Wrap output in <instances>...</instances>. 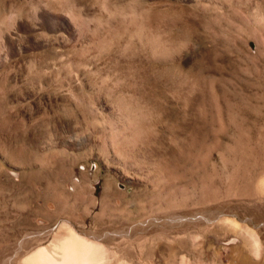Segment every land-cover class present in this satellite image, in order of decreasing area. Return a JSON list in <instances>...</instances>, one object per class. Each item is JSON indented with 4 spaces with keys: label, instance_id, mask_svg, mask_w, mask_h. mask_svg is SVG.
<instances>
[{
    "label": "rangeland",
    "instance_id": "374dc122",
    "mask_svg": "<svg viewBox=\"0 0 264 264\" xmlns=\"http://www.w3.org/2000/svg\"><path fill=\"white\" fill-rule=\"evenodd\" d=\"M263 104L264 0H0V236L264 264V195H242L215 143Z\"/></svg>",
    "mask_w": 264,
    "mask_h": 264
},
{
    "label": "bare ground",
    "instance_id": "6f19581e",
    "mask_svg": "<svg viewBox=\"0 0 264 264\" xmlns=\"http://www.w3.org/2000/svg\"><path fill=\"white\" fill-rule=\"evenodd\" d=\"M157 45V44H156ZM171 79V78H170ZM225 95V94H224ZM223 95V96H224ZM263 95V94H262ZM226 97V96H225ZM261 98V97H260ZM244 99V98H243ZM256 99V98H255ZM230 101V100H229ZM228 101V102H229ZM253 101V100H252ZM231 102V101H230ZM229 102V103H230ZM238 102V101H237ZM250 102V101H248ZM228 105V103H226ZM236 104V103H235ZM247 104V103H246ZM253 104V103H251ZM260 104V103H259ZM230 106V104L228 105ZM236 106V105H235ZM239 106V105H238ZM262 109L264 110V104L262 105ZM225 107V106H224ZM232 107V106H231ZM249 107V106H248ZM220 108V107H219ZM219 108H216L219 109ZM239 108V107H238ZM242 108V107H241ZM240 108V110H241ZM231 109V108H230ZM234 109V105L233 108ZM231 109V110H232ZM225 111V109H223ZM235 110V109H234ZM245 110V109H244ZM249 110V109H248ZM262 110V112H263ZM220 112V110H217V112ZM229 112V111H228ZM235 112V111H234ZM233 112V113H234ZM248 112V111H245ZM244 112V114H245ZM255 116L254 119L251 117V119H248L247 116L242 115L239 113V118H232L231 116L229 121V129L233 133V137L228 139V143L226 144L223 142L222 135L224 134V127H220L219 131L221 134V141L218 142L219 148L221 150L220 159L224 162V164L229 163V158H225L224 153H228L231 156V162L229 171L230 176L236 177V176H242V195H264V141L262 144H256V138L255 135L258 134H264V120L259 115V109L255 108L254 111ZM261 112V113H262ZM221 113V112H220ZM218 113V114H220ZM230 113V112H229ZM232 113V114H233ZM219 116V115H218ZM219 118V117H218ZM216 119V117H215ZM213 120V119H212ZM220 121V120H219ZM209 122V120H208ZM216 122V121H215ZM213 120V123H215ZM217 123V122H216ZM218 124V123H217ZM228 124V123H227ZM207 125V123H206ZM205 125V126H206ZM216 124H214L215 126ZM212 126V125H211ZM206 128V127H205ZM213 128V126H212ZM214 130V128H213ZM226 130V129H225ZM209 131V130H208ZM215 132V133H216ZM226 132V131H225ZM206 133V132H205ZM204 133V134H205ZM209 133V132H208ZM172 134V133H171ZM214 134V133H213ZM225 135V134H224ZM229 135V134H228ZM210 136V135H209ZM213 136V135H212ZM216 136V134H214ZM206 137V136H205ZM208 137V136H207ZM260 137V136H259ZM179 138V137H178ZM264 138V137H263ZM175 139V138H174ZM205 139V138H203ZM202 139V140H203ZM215 139V138H214ZM186 140V139H185ZM188 140V139H187ZM207 139H205L206 141ZM218 140V139H217ZM194 144L196 140H194ZM198 142V140H197ZM196 142V143H197ZM201 142V140L199 141ZM260 142V140H259ZM202 143V142H201ZM206 144V143H205ZM197 145H200L197 143ZM196 145V146H197ZM203 145V144H202ZM176 146V145H175ZM182 146V145H181ZM184 147V145L182 146ZM186 147V146H185ZM189 147V145L187 146ZM204 148V146H202ZM208 147V144H207ZM205 145V150L209 149ZM210 147V145H209ZM217 147V144H216ZM217 147V148H218ZM193 148V146H192ZM191 148V149H192ZM198 148V147H197ZM201 148V150L203 149ZM177 149V148H176ZM190 149V148H189ZM196 149V148H195ZM211 149V148H210ZM213 149V148H212ZM175 150V149H174ZM178 150V149H177ZM188 150V149H187ZM191 151V150H190ZM195 151V150H194ZM197 151V150H196ZM209 151V150H208ZM211 151V150H210ZM187 152V151H186ZM201 152V151H200ZM203 152V150H202ZM201 152V153H202ZM219 152V151H218ZM189 153V150H188ZM191 153H193L191 151ZM190 153V155H191ZM197 153V152H196ZM209 153V152H208ZM206 153V154H208ZM186 154V153H185ZM194 154V153H193ZM200 154V153H199ZM197 155V154H196ZM203 155V154H202ZM180 156V155H179ZM205 156V155H203ZM208 156V155H207ZM198 157V156H197ZM204 159V157L202 159ZM179 159V158H178ZM198 159V158H197ZM204 160L207 163V158ZM175 160V159H174ZM250 160H253L252 164L248 167V163ZM211 161V160H210ZM172 162V161H171ZM196 162V161H195ZM203 162V160L201 161ZM173 163V162H172ZM171 163V164H172ZM174 163H177L176 161ZM193 163V161H192ZM204 163V162H203ZM212 163V162H211ZM214 163V162H213ZM218 163V162H217ZM236 163V166H235ZM211 165L210 163H208ZM207 164V166H208ZM228 164V165H229ZM173 165V164H172ZM200 165V164H199ZM202 165V164H201ZM204 165V164H203ZM206 165V164H205ZM177 166V165H176ZM198 166V165H197ZM218 166V165H217ZM221 167V166H220ZM194 168V167H192ZM202 168V167H197ZM205 168V166H204ZM214 169V167H212ZM228 168V167H227ZM203 169V168H202ZM206 169V168H205ZM212 169V170H213ZM170 170V169H169ZM168 170V171H169ZM176 170V169H175ZM184 170V169H183ZM198 171V170H197ZM200 171V170H199ZM198 171V172H199ZM202 171V170H201ZM200 171V172H201ZM207 172V170H205ZM218 171V170H217ZM220 171V170H219ZM228 171V169H227ZM171 172V171H170ZM199 172V173H200ZM205 172V173H206ZM209 172V171H208ZM211 173V172H210ZM198 174V173H197ZM224 174V172H223ZM199 175V174H198ZM205 175V174H204ZM203 175V176H204ZM208 175V174H207ZM212 176L216 173L214 170L212 171ZM201 176V178H203ZM200 177V176H199ZM211 177V176H210ZM205 178V177H204ZM208 178V177H206ZM221 178V177H220ZM199 179V178H198ZM217 179V178H216ZM237 179V178H236ZM207 180V179H206ZM211 180V178H210ZM221 180V179H220ZM204 181V180H203ZM209 181V180H207ZM216 181V180H215ZM197 182V181H196ZM202 182V180H201ZM222 182V181H221ZM214 184V183H213ZM216 184V183H215ZM214 184V185H215ZM219 184V183H218ZM217 184V185H218ZM223 184V183H222ZM204 185V184H203ZM207 186V185H206ZM210 186H213L210 184ZM232 186V185H231ZM201 188V187H200ZM206 189V188H205ZM208 189V187H207ZM223 189V188H222ZM221 194V193H219ZM222 195H224L222 193ZM163 196V195H162ZM173 196V195H170ZM207 196V195H205ZM146 197V195H145ZM148 197V196H147ZM146 197V198H147ZM153 197V196H151ZM257 197V196H256ZM141 198V197H140ZM204 198V197H203ZM209 198V197H206ZM217 198V195H216ZM248 198V197H247ZM253 198V197H252ZM145 199V198H144ZM143 199V200H144ZM152 199V198H151ZM191 199V198H190ZM201 199V198H200ZM139 200V199H138ZM141 200V201H143ZM157 200V199H156ZM206 200V199H205ZM213 200V199H212ZM216 200V199H215ZM255 200V199H254ZM264 200V199H263ZM140 201V202H141ZM163 201V200H162ZM252 201V200H251ZM153 202V201H152ZM104 203V202H103ZM139 203V202H138ZM142 203V202H141ZM162 203V202H161ZM201 203V201H200ZM155 204V203H154ZM153 205V204H152ZM163 205V204H162ZM154 206V205H153ZM171 208V206H169ZM149 211V210H148ZM141 214V213H140ZM138 214V215H140ZM144 214V213H143ZM146 214V213H145ZM221 219V222L230 225L233 227H238V223L234 219H228L225 217L218 218ZM217 219V220H218ZM200 221V220H199ZM212 222V221H211ZM240 224V223H239ZM165 237V236H164ZM106 238V237H105ZM149 238V237H148ZM103 237L101 236H85V234H80L76 232L73 229H68L66 235L61 238H59L56 242L51 243L49 246H24L22 243L18 244L17 246H10L9 244V237L7 236H0V264H131V262L126 261L125 259L121 258L120 255H117V253H110L109 249L106 248V245H103L101 240ZM181 239V238H180ZM252 239V238H251ZM253 243L256 248V254L255 256L260 255L259 251V242L258 238H253ZM183 240V239H181ZM41 242V241H40ZM153 242V240H152ZM34 242H32L33 244ZM45 243V242H44ZM31 244V243H29ZM31 244V245H32ZM144 244V243H143ZM196 244V243H195ZM198 244V243H197ZM43 245V244H42ZM169 245V244H168ZM199 245V244H198ZM142 247V246H141ZM145 247V246H144ZM199 248V247H198ZM146 252V251H145ZM153 252V251H152ZM199 252V251H198ZM143 254V253H142ZM150 254V253H149ZM200 254V252H199ZM201 256V255H200ZM175 257V256H174ZM185 257V256H184ZM184 257H182V264H184ZM203 258V256L201 257ZM196 259V257H195ZM149 260V259H148ZM154 260V258H153ZM163 261V260H162ZM187 261V260H186ZM202 261V260H201ZM195 262V261H194ZM191 264V263H190ZM201 264V263H200Z\"/></svg>",
    "mask_w": 264,
    "mask_h": 264
}]
</instances>
